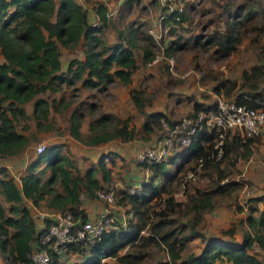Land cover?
<instances>
[{
    "label": "trees",
    "instance_id": "1",
    "mask_svg": "<svg viewBox=\"0 0 264 264\" xmlns=\"http://www.w3.org/2000/svg\"><path fill=\"white\" fill-rule=\"evenodd\" d=\"M131 3L129 0L128 4ZM223 6L220 24L212 32L204 36L193 34L189 38L178 34L185 23H192L185 9L164 6L162 21L168 26V33L174 36L165 48L166 54L170 56L177 48L199 45L204 50L213 46L216 52L226 56L235 50L248 29L262 30V26L256 25L261 9L231 1H225ZM92 8L96 23L90 21L87 8L79 0H0L2 160L20 154L27 146L28 137L23 130L29 128L28 118L34 120L39 130L51 127L49 123L44 126V122L48 121L51 110H62V99L50 96L60 90V84L70 86L79 82L83 88L101 92L116 82L128 86L132 83L134 72L155 57L153 35L133 22L119 30L118 41L111 44L105 42L102 35L109 25L107 7L96 1L92 3ZM80 41H83V55L72 57L64 64L61 60L62 49L73 48ZM191 41L193 44H188ZM240 75V84L234 79H220L213 91L224 92L239 105L264 111V89L261 86L264 62L243 69ZM128 92L136 109L145 113L144 108L151 97L146 95L145 90L135 87ZM26 104L31 106V113L27 112ZM209 108H212V104L195 103L194 111L187 116ZM85 115L79 107L71 109L67 118V132L87 145L96 146L112 138L123 142L137 138L139 130L130 125V118H118L113 122L111 132L104 133L101 124L105 120L110 121L107 113L91 121L90 131L84 135L81 125ZM22 120L26 123L21 127L23 130H19L17 126ZM162 122L174 123L161 112L146 113L142 130L151 134L155 128L162 126ZM97 126L100 128L97 129ZM213 138L212 134L200 132L190 147L150 165L148 170L151 173L147 180L136 185L133 192H129L131 187L122 190L119 203L129 206L128 215L131 216L124 226L103 232L87 245L74 246L73 252L79 255L78 260L67 263V255L60 258L52 254L50 264H110L103 260L110 257H115L111 264H142L147 256H152L151 249L155 255L160 252L164 254L153 264H215L217 261L262 264L251 248L254 243L264 246V209L259 210L257 205L264 202V193L253 194L245 200V221L249 229L243 232L240 242L234 240L237 230L234 225L221 231L222 235L228 236L227 240L221 236H207L202 230L204 214L217 204L215 197L228 195L236 191L239 185L234 181L220 183L228 174L221 173L219 161L228 155L231 164L240 158L249 159L254 153L256 137L228 134L223 141L220 159L214 156L216 149ZM114 157L111 153L101 155L96 164L80 173L63 154L61 144L52 143L45 144L44 150L29 161L20 175L19 184L3 167L0 171V195L7 205L0 201V252L4 254L7 264H32L30 252L38 226L34 224L30 208L20 202L25 198L39 206L44 201L47 208L70 209L74 216L85 219L86 213L80 209L78 196L83 192L86 199H93L97 189L110 184L112 174L106 160L112 162ZM190 162H193L190 168L195 172L201 166L208 167L214 170L217 177L214 179L210 174L213 183L209 187H195L185 193L184 201H178L171 186L172 180ZM172 167L174 171H171ZM46 169L49 174L43 179ZM190 174L193 176V173ZM55 183H59V191L53 186ZM242 208L243 205H237L239 211ZM181 212L186 216L185 222L173 217ZM195 238L204 243L200 252L185 253Z\"/></svg>",
    "mask_w": 264,
    "mask_h": 264
},
{
    "label": "rangeland",
    "instance_id": "2",
    "mask_svg": "<svg viewBox=\"0 0 264 264\" xmlns=\"http://www.w3.org/2000/svg\"><path fill=\"white\" fill-rule=\"evenodd\" d=\"M79 1L89 7L96 1L106 5L109 12V25L105 28L102 37L108 44L118 41L117 33L130 22L152 34L156 43L154 47L156 61L138 68L133 74V80L130 85L125 86L116 82L103 92L97 89L83 88L79 82L70 86L60 84V90L50 96L62 99L60 104L62 110H51L48 121L44 122V126L49 123L51 128L39 130L35 128L34 120L28 118L29 129L23 130L21 127L26 122L20 121L17 128L27 134L30 145L27 146L22 154L11 156L10 159L13 166L5 170L7 174L19 179L22 169L30 159V156L32 155L31 159L35 158V155L33 156L35 146L41 142L44 144H48V142L63 143V154L72 161L75 170L80 173H83L87 167L96 164L99 156L114 154L115 157L112 162L106 160L107 166L112 171V182L109 186L104 185L102 188H117L114 191L116 193L115 203L107 207L102 201H97L96 205H101L102 209L107 207L112 216L117 218V222L122 220V218L127 221L131 217L128 215L129 206L125 207L119 203L123 195L122 190H126L129 187L135 189L136 185L147 180L151 173L137 162V153L163 136L167 127L162 124L159 129L155 128L153 133L146 134L142 130L146 113L161 112L168 119L175 122L193 112L195 103L212 104L213 107L219 99H230L224 92L216 93L213 91V87L218 80L225 78L234 79L240 84L242 80L240 72L243 69H249L253 65L264 62V0H131L133 2L131 5L124 3V0H120L119 4L117 0L113 3L108 0ZM225 1L261 9L256 25L262 26V30L257 32L256 29H248L235 50L226 56L216 52L213 46H209L204 50L199 45L177 48L170 56L166 54L165 48L174 36L168 33V26L163 24L162 15L164 11H162V8L164 6L169 5L173 8L181 6L185 9V13L192 20V23H185L184 28L178 30V34L189 38L191 37L190 35L197 33L204 36L206 33L212 32L214 27L220 24V14L224 8ZM87 13H90L88 14L90 21L96 23L97 20L94 18V14L89 12V9H87ZM188 44L191 45L193 43L191 41ZM82 45L83 41H80L73 48L62 49V62L65 64L72 57H81L83 55ZM261 83L262 89H264V80ZM131 87L143 89L146 95L151 97L150 103L144 108L145 113L139 112L131 101L128 92ZM91 103L94 105L90 106ZM64 105L67 107L65 106V108ZM74 107H79L86 114L81 126V131L84 135L89 133L91 121L107 113L110 115V121L105 120L101 124L104 133L108 134L111 132L113 122H116L118 118H130V125L139 130L137 138L127 142L112 138L96 146L87 145L82 141L76 140L67 132V118ZM31 109V106L26 104L28 113H31ZM99 128L100 126H97V129ZM263 136L255 138L257 142L254 144V154L249 159L240 158L234 164H231L232 160H230V155H228L219 161L218 167L222 170L220 172L228 174L220 180V183L234 181L239 183V185L236 191L228 195H217L215 197L217 204L215 208L205 213L202 223L209 232H211L210 229L216 230L214 226L226 227L223 229H227L234 225L237 227V235L240 236L247 229L248 225L245 223L247 210L239 213L237 205H242L239 200L245 205V200L251 195L264 193ZM42 166L44 165H40V167ZM191 166H193V162L186 164L179 171L178 177L172 180L171 186L178 201H184L185 193L192 191L195 187H209V184L213 183L210 179V174L214 179L217 177L214 170L208 167L202 168L201 166L195 172V170L190 168ZM172 168L171 171H174L175 168ZM190 173H193V176H189ZM48 174L49 170L46 169L42 178L45 179ZM98 177H100L99 173ZM53 186L58 191L60 190L59 183H55ZM247 191L250 192L249 195L246 194ZM0 201L7 205L2 200L1 195ZM89 201L86 202V205L93 202L90 199ZM22 203H27V200L24 198L20 204ZM82 205H85V202ZM39 207L40 209L48 210L44 201ZM257 214L255 213V215ZM173 217L178 218L182 222L186 220V216L182 212ZM118 224L120 223L118 222ZM198 241V239L192 240L185 253L195 251ZM150 252L152 256H147L142 264H153L155 259L164 256L162 252L159 255H155L152 249ZM1 258L0 264H5V256L2 255ZM104 261L114 262V259L109 258Z\"/></svg>",
    "mask_w": 264,
    "mask_h": 264
},
{
    "label": "built area",
    "instance_id": "3",
    "mask_svg": "<svg viewBox=\"0 0 264 264\" xmlns=\"http://www.w3.org/2000/svg\"><path fill=\"white\" fill-rule=\"evenodd\" d=\"M177 8L180 10L182 7ZM155 61L156 57L148 64ZM162 124L167 126L164 135L137 153V162L146 169L154 163L161 162L171 153L190 147L200 132L213 135L216 149L214 156L220 159L223 141L229 133H236L242 137H258L263 133L264 111L239 105L232 99L222 98L212 108L199 110L192 116L175 121L172 125L165 122ZM44 148L45 144L41 142L35 146V151L40 153ZM3 167L8 168L9 165L0 158V171ZM129 192H133V188H130ZM246 194L249 195L250 192L247 191ZM94 198L105 203L107 207L112 206L116 200L115 192L110 188L97 189ZM78 199L82 202L86 195L82 192ZM107 207H104L102 213L95 219H80L74 216L70 209L57 211L38 209L37 215L43 222L37 229V237L30 252L32 264H50L52 254L64 258L69 252H73L74 246L87 245L103 232L116 230L120 224ZM121 224L123 226L126 224L125 218ZM251 251L256 253L264 264V246L254 243Z\"/></svg>",
    "mask_w": 264,
    "mask_h": 264
},
{
    "label": "crops",
    "instance_id": "4",
    "mask_svg": "<svg viewBox=\"0 0 264 264\" xmlns=\"http://www.w3.org/2000/svg\"><path fill=\"white\" fill-rule=\"evenodd\" d=\"M109 2H111V3H113L115 0H108ZM117 2H118V4H119V2H120V0H117ZM128 2H129V0H124V3H127L128 4ZM122 3V2H121ZM133 3V2H132ZM83 5H84V7H86L87 9H89V12H91V13H93L94 14V11H93V8H92V5L89 7L88 5H85V3H83ZM121 5V4H120ZM129 5V4H128ZM120 7V6H119ZM87 14H90V13H87ZM95 16V15H94ZM95 18V17H94ZM135 24V23H134ZM35 125V124H34ZM82 126V125H81ZM35 128H36V126H35ZM51 128V127H50ZM29 129V128H28ZM27 135V134H26ZM264 135V130H263V133L260 135V136H263ZM259 136V137H260ZM72 137V136H71ZM73 138V137H72ZM75 139V138H74ZM197 139V138H196ZM77 140V139H76ZM264 140V136L262 137V141ZM257 142V140H255V142H254V144ZM52 143H57V142H48V144H52ZM58 144H61V146H62V152H63V146H64V144L63 143H58ZM28 145H30L29 144V141H28V144H27V146ZM27 146L24 148V150L20 153V154H22L25 150H26V148H27ZM94 146V145H93ZM37 153H36V151H35V148H34V153H33V156L34 155H36ZM254 154V153H253ZM13 156H15V155H13ZM32 156V155H31ZM30 156V159L32 158ZM11 158V156H7V157H4V159H3V162L4 163H6V164H8L9 165V167L7 168V169H9L11 166H13L12 165V160L10 159ZM28 158V157H27ZM30 159L28 160V162L25 164V166H24V168L22 169V172H21V175L24 173V171H25V169H26V166H27V164L29 163V161H30ZM111 174H112V171H111ZM20 178V177H19ZM15 181L19 184V179H15ZM112 182V181H111ZM111 182H110V184H111ZM105 186H109V185H106V184H104ZM113 186V185H112ZM110 189H112V187L110 188ZM114 191L115 190H117V188H115V189H113ZM261 194H263V193H261ZM255 195V194H254ZM256 195H259V194H256ZM27 200V199H26ZM91 201H93L91 204H89V205H86V202H88L89 201V199H85L84 201H82V202H80V209H83L84 210V212L86 213V218H90V219H95V218H97L101 213H102V211H103V209H102V207H101V205L100 206H98V205H96V203H98L97 201H100V200H97V199H90ZM96 201V202H95ZM85 202V205H82V203H84ZM90 202V201H89ZM239 202L243 205V203H242V201L241 200H239ZM95 203V204H94ZM25 205H27L29 208H30V212H31V215H32V218H33V220H34V224L35 225H37L38 224V227H40L41 226V224H42V222H43V220H41L39 217H38V215H37V210L38 209H40V207L39 206H36V205H33L29 200H27V203H25ZM257 205H258V208H259V210H262V209H264V202L263 203H257ZM48 210H50V211H57V209H51V208H47ZM244 210H247V206L246 205H243V208H242V210L239 212V213H243L244 212ZM35 213V215H33ZM205 215V214H204ZM122 220H123V218H122ZM122 220H120V221H118L119 223H120V225H122L121 224V222H122ZM246 223V222H245ZM215 227V231H214V229H210V231L211 232H209L207 229H205L204 228V226H203V232L207 235V236H221L223 239H225V240H227V238H228V236H226V235H222L221 234V231L222 230H224L223 228H226V227H220V226H214ZM249 228L247 227V229L246 230H248ZM245 230V231H246ZM243 234V233H242ZM242 234L239 236V235H237V230H236V232H235V234H234V240L236 241V242H240L241 240H242ZM195 239H198V238H195ZM194 240V239H193ZM199 241L197 242V248H196V250L194 251L195 253H199L200 252V250H201V248L203 247V241H201L200 239H198ZM2 255L4 256V254L3 253H1L0 252V260H2ZM67 257H68V260H66L67 261V263H71V262H74L75 260H78L79 259V255L78 254H76V253H74V252H69V254L67 255ZM111 259H114V261H115V257H110ZM5 259V258H4ZM106 259H109V258H105L104 260H106ZM5 261H6V259H5ZM108 263H113V262H110V261H107ZM5 264H7V261H6V263ZM215 264H228L226 261H217Z\"/></svg>",
    "mask_w": 264,
    "mask_h": 264
}]
</instances>
